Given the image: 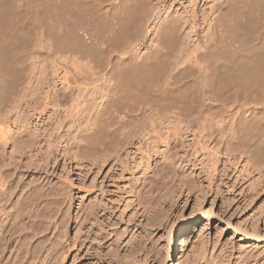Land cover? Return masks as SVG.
Here are the masks:
<instances>
[{
    "label": "bare ground",
    "instance_id": "1",
    "mask_svg": "<svg viewBox=\"0 0 264 264\" xmlns=\"http://www.w3.org/2000/svg\"><path fill=\"white\" fill-rule=\"evenodd\" d=\"M149 5V0H0V264H150L148 258L155 251L152 234L169 221L173 212L164 205L183 192L185 186L191 193L198 188L185 178L176 188L171 178L177 177V172L161 165L162 158L170 164L184 160L181 153L187 147L197 145L200 151H209V142L216 141L218 146L210 152L218 158L222 151L219 146H223L227 164L220 172L219 158L211 166L221 174L224 186L239 161L244 162L245 172L249 165L260 167L264 162V0L222 1L216 8L222 17L214 21L212 30L213 21L208 25L204 45L200 39L191 47L187 43V49L181 50L184 57L169 72L166 84L162 82L169 58L181 44L182 24L172 16L149 15ZM225 12L227 15L223 16ZM146 21L153 29L154 47L145 56L139 55L137 48L120 50L123 44L130 41L132 45L137 40ZM185 25L191 29L196 26L194 21ZM35 31H41V43L46 49L34 53L36 59L46 57L52 70L41 66L43 75L35 80L33 100H26L25 96L19 100L27 110L20 120L11 117L7 107L26 81L25 58L31 53ZM203 62L207 63L208 72L204 81L206 101L195 90L197 82L193 78L196 66ZM53 70L63 74V85L78 90L70 109L86 104L93 112L86 125L78 124V133L68 143L79 152L83 141L90 145V159L86 161L89 174L100 173L112 164L121 181L126 173H133L130 157L136 146L137 155L142 157L137 162V172L147 162L142 178L137 177L128 192L137 205L156 208L138 234L131 236V222L124 221V213H117L120 194L98 189L95 201L87 205L78 194L92 196L95 184L83 187L73 183L74 189L67 186V191L65 187L51 186L48 179L53 172L46 169L47 165L33 168L32 160L20 162L26 150L17 145L25 142L27 136L32 137L34 145H40L37 135L48 130L36 127L38 134L34 133L33 119L39 117L43 121L51 106H63L49 82L47 72ZM16 108L21 115L24 108ZM113 112L124 120L118 122L124 129L139 121L126 134L121 154L115 152L119 149V130H111L117 123ZM137 112L142 113L140 120ZM195 126L198 129L194 135L201 136L189 145L185 136L193 134ZM61 127L58 124L51 128L49 138L55 135L56 141L62 140L63 136L57 133ZM45 136L44 133L42 141L49 143L45 154L51 156L55 140L47 141ZM10 147L15 148V155L8 161ZM113 153L117 154L115 158ZM43 180L44 184L38 183ZM203 201L193 207L188 218L181 216L169 224L166 258L154 256L157 264L172 261L175 238L188 222L193 223L190 232L202 222L224 221L213 207L205 210ZM72 224L76 232L70 236ZM239 225L240 228L234 227L235 233L256 251L249 256V262L245 257V263L264 264V229L255 221L250 229ZM192 240L193 234L189 233L182 240L183 247ZM223 256L231 263L235 260V264H242L232 252H224Z\"/></svg>",
    "mask_w": 264,
    "mask_h": 264
},
{
    "label": "rangeland",
    "instance_id": "2",
    "mask_svg": "<svg viewBox=\"0 0 264 264\" xmlns=\"http://www.w3.org/2000/svg\"><path fill=\"white\" fill-rule=\"evenodd\" d=\"M222 1L224 0L216 1V2H214L213 0H149V4H150L148 6L149 15L151 14L154 16L159 15L160 17H164L166 15L172 16L175 19L179 20V22L182 24L180 25L179 28L181 35V44L177 49V51L175 52V54L171 58H169L168 71L162 82L163 84L167 83L168 74L171 70L174 69L175 64H178L179 61L182 59V57H184V54L183 52L181 53V50L183 48L187 49L186 48L187 43L189 45L187 47H191L200 39V41L203 42L202 44L204 45L205 35L208 30V25L213 21V25L211 27L212 30V28L214 27V21L222 17L218 14V12H216V8ZM156 6L157 8H152ZM153 10H155L156 12H153ZM226 15L227 13L225 12L223 16ZM189 21H194V23L196 24L195 29H191V26L185 25ZM146 24L147 25H142L137 40L132 42V45H130L131 43L130 41L128 43L123 44L120 50L125 51L130 47L137 48L138 54L141 56L143 55L145 56L149 52L148 49L154 47L152 45L153 29L151 28L148 22ZM219 26H218L219 31L224 29L222 26H221L222 29ZM96 29L97 28H94L93 30L95 31ZM148 29L151 30H149L148 32ZM37 32L38 33L36 34L35 31L34 33L35 36L34 38L32 37V41H31L32 44L30 43L31 53H29L28 56L25 58V63L27 67L26 81L23 84V86L18 90L17 94L13 96L12 101L9 103V106L7 107L10 116L20 120L24 115L25 116L27 115L26 113L27 110H25V106H23V102L21 103L20 101L23 99L24 96L26 97V100H31V101L33 100L31 98V95L35 89L34 87L35 80H37L38 77H42L43 75V72H41L42 70L39 69H42L41 66L45 65L44 67L45 69L47 68L46 69L47 71H49V69L52 70L51 69L52 67L50 66L49 61L46 57L37 60L34 54L46 50L43 44L41 43V34H40L41 31H37ZM93 33L95 34V32ZM187 38H191V40H188ZM206 65L207 63L204 62L201 63L200 65H197L195 68L196 70L195 74L193 76L195 82H197V85L195 86V90L200 95V98H202L204 101L207 100V96H206L207 89L205 87V82H204L205 76L208 73L206 69L207 67ZM75 73H78V71ZM47 74L49 75V82L51 84L52 92L58 94L57 95V97L59 98L58 100L62 101L61 103L63 106L60 108L56 106L55 107L51 106L48 109V111L44 114L43 121H41V118L39 117L33 119L32 129L34 128L33 129L34 133L37 132L35 130L36 127H37L36 129H41L43 127V129L46 130L48 129V130L45 132L43 130L41 131L40 134L42 135L41 138L39 137L40 135H37L38 139L41 140L40 142H42L40 145L38 144L34 145L31 136H27L28 138L25 142H23L20 145H17L18 147L26 150V154L23 157H21L20 162H22V164L23 163L26 164L27 162L32 160L33 168L35 166H43V165L45 168V166L47 165L46 169L49 170L50 172L51 171L53 172V175H49L50 179H48V181H51V186L65 187L67 191L69 188H70L69 190L74 189L73 183L83 187H91L95 184L94 186H96V189H94V192L96 194L94 193L92 196H88V197L83 195L84 194L83 192L78 194L79 197L84 198V202L87 205L90 204V202L95 201V199L98 196L97 193L98 189L107 188L108 191H112V192L115 191L116 194H120L122 197L118 204L119 209L117 210V213L118 215L119 213L120 214L124 213V215L122 214L123 218L125 219L124 221L131 222L130 235L131 236L135 235V233L138 234L141 231V229L148 223L147 221H149V216H151V214L156 211V208H154L155 206H150V205L145 206L144 208L142 206H139V204L137 205L135 199H132L133 197L131 196V194H128V192L131 190V187L137 181V177L142 178L144 169L146 167L145 165L147 164V162H145L141 166L144 169L139 170L137 172V162L139 163L142 157H140V155H137V146H136L132 149L133 152L131 151L132 152L131 157L132 156L133 157L132 158L130 157V159H133V161L131 160V164H132L131 169L133 173L131 172L126 173L124 178H121L122 179L121 181L119 179V176L117 175L116 169L112 168V164L106 167L103 171H100V173L96 172L93 174H89L88 163L86 161L90 159V154H89L90 145H88V143H85L83 141L81 144V150L79 152L77 148H74L69 144H70V139L73 137V135L78 133L76 130L78 124L81 126L86 125L87 122L91 120L93 112L91 108L88 109V106L86 104H84L81 108L72 111L70 109V106L72 108V104H73L72 97H74L78 93V90L63 85L62 82L60 81L62 80L63 74H60V72L58 74H55L53 70L47 72ZM46 88L50 90L49 86L48 87L46 86ZM16 107H20L19 110H21L22 107L24 108L22 109L23 112L21 113V115L17 114L18 110ZM102 110L103 109L101 108L100 111L102 112ZM137 114H138V119L140 120L142 118L141 117L142 113L137 112L136 115ZM114 115L115 117H117L116 120L117 123L124 121V120H120L121 116H118L117 114ZM137 122L139 121L135 120L133 124L132 123L130 124L131 126L130 125L126 126L127 127V128L125 127L126 129H124V127L122 126L121 128L119 123L118 124L116 123L111 128L112 131L116 129L119 130V134H118L119 141L116 148L119 149L115 150V152H119V154L122 153L120 149L122 148V145L125 143L124 139L126 138V134L128 133V131H130V129L135 127L134 125H137ZM58 124L62 125L60 130L57 132L58 135L63 136V139L60 141L59 140L56 141V139L54 138L55 135L53 136V138H49V134L51 133V130L53 129V127L55 128ZM197 129L198 127L195 126L194 127L195 132L189 136H185L187 137L186 141L188 142L189 145H192L191 143L195 138H200L201 134H198L197 137L194 135ZM44 133L45 135H47V137L45 136V140L49 141L50 139L51 141L55 140L56 142V143L53 142L54 143V147L52 148L53 156L52 155L47 156L45 154V152H47L46 150H48L49 143L42 141L43 140L42 137ZM36 134H38V132ZM215 142L216 141L213 140L209 142L208 146L209 147L211 146L210 149H212L215 145L216 147L218 146L217 142L216 143ZM134 143L136 144L137 140H135ZM219 147L221 148V149L219 148V152L220 150L222 151H221V155L218 156L220 161H219V165L217 166V170L220 172L222 169H224V166L227 164L226 162L227 157L225 156L223 157L222 155V153H225L223 151V146L220 145ZM100 148L102 149V147ZM199 148H200L199 146L194 145L192 146V148L187 147L186 150L182 151L181 157L182 158L186 157L184 158V160L181 159L171 164L169 162L164 161L165 159L163 158L160 160L161 165L164 166L167 165L166 167L169 170L171 169L173 173L177 172L176 175L178 176L177 177L172 176L171 178L172 179L171 183L172 184L174 183L173 185L176 188L181 184V181L184 178L187 181L189 180L191 182H194L198 188L196 193L194 191H192L191 193V189H187V187L185 186L183 192L180 191L177 193V195L175 194L176 196H174V199L170 198L171 201L169 200L170 202L164 205L165 209L172 208L173 212L171 214V218L169 219V221L167 223L165 222L164 224L159 225L152 234V239H153L152 242L155 247V248L153 247L154 248L153 251L154 250L155 251L152 253L153 256H150L148 258L149 263L157 264V262L154 260L155 257L156 259L161 258L160 260L166 258L167 227L170 226L172 222L174 221L177 222L181 216L184 218H188L193 207L196 206L198 203H200L202 200H205L203 201L204 202L203 208L205 210L206 209L208 210L213 207L214 212L216 211V213L219 214L220 217L224 219V221L215 220V222H209V223L202 222L196 225L195 226L196 228L195 227L192 228V231L190 232H189V228L193 227V223L188 222L187 225L184 227V229L175 238V251H174L173 259L170 263H166V264H193V263L235 264V260H231L232 261L231 263L230 260H228L226 257L223 256L224 252L234 253L235 255L234 257H236V259H238V261L241 262L242 264H254V262L245 263L246 260L244 259L245 257H247V262H249L251 260L249 259V256H251L256 251L253 249V247H251L250 243L243 241V239L239 236V234L235 233L234 227H239L240 226L239 224H241L242 227H248L250 229L252 223L255 221L258 222L259 225L258 227L264 229V166H263L264 162L261 163L263 165L260 164L261 168L258 165H257L258 167L256 165L253 166V164L249 165L248 172H245L243 168L245 165L244 162L239 161L238 165L236 164L237 170L230 172V177H228L229 179L227 178L228 180L226 179L227 182L224 181V183H227L224 186L221 180L222 178H220L221 174L218 171L215 172L211 166L212 164L215 163L216 159L218 158L213 156V154L211 153L212 151L210 149L209 151L205 150L203 152L200 151ZM31 149H38V150L34 151L33 154H30L29 152ZM13 151H15V148L13 147L8 148L7 150L8 161L9 158L15 155V152ZM116 155H117L116 153H113V158H115ZM31 157L32 159H30ZM155 159L156 158L154 157L153 160ZM77 160L78 162L79 161L80 162L78 163ZM152 164L155 165L153 161ZM66 175L69 177H67ZM68 178L72 182H70ZM66 181H69L68 184ZM44 182L45 180H43V182L41 181L38 183L44 184ZM52 182L54 183L56 182L57 184L56 183L54 184ZM118 183L120 184L118 185ZM67 186L70 187L68 188ZM228 187L229 188L231 187L230 188L231 190L228 189ZM117 189L120 191H118ZM201 191L203 195L205 193L204 199H202L203 195H201ZM78 202L76 201V206H78L77 204ZM76 214L77 212L75 210L74 215ZM227 222H229L230 225H227ZM75 232H76V226L72 224L69 229V233H70L69 235L72 236L75 234ZM189 233L193 234V240L191 243L188 242L186 246L183 247L182 240H184L189 235ZM130 235L129 237L131 238ZM227 249L228 251H226ZM223 260H225L226 262L224 261V263H222Z\"/></svg>",
    "mask_w": 264,
    "mask_h": 264
}]
</instances>
